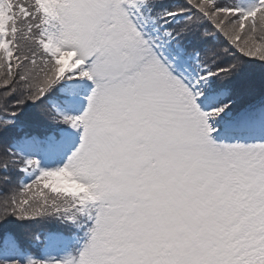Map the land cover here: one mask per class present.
Listing matches in <instances>:
<instances>
[{"label":"snow or ice","instance_id":"obj_1","mask_svg":"<svg viewBox=\"0 0 264 264\" xmlns=\"http://www.w3.org/2000/svg\"><path fill=\"white\" fill-rule=\"evenodd\" d=\"M0 264H264V0H0Z\"/></svg>","mask_w":264,"mask_h":264}]
</instances>
